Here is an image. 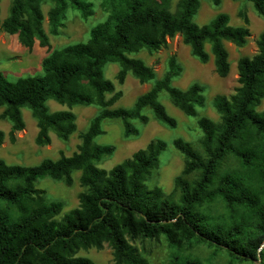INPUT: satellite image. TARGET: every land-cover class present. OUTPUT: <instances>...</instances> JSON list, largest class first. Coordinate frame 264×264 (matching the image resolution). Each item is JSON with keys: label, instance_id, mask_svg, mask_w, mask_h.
Wrapping results in <instances>:
<instances>
[{"label": "trees", "instance_id": "trees-1", "mask_svg": "<svg viewBox=\"0 0 264 264\" xmlns=\"http://www.w3.org/2000/svg\"><path fill=\"white\" fill-rule=\"evenodd\" d=\"M210 1L218 5L221 0ZM244 1L264 16V0ZM43 2L53 3L47 12L51 35L59 34L68 8L77 10L83 19L92 14L91 4L85 0H10L0 30L16 35L27 49L36 40L48 48L42 27ZM199 2L103 0L106 20L90 29L86 41L49 51L41 60L42 74L10 81L0 71L1 117L12 124V141L13 131L25 127L23 107L36 120L34 142L38 146L51 142L50 131L62 141L76 131L74 113L70 109L51 112L47 100L69 108L99 107L86 130L80 132V144L71 155L61 153L57 159L44 158L32 166L8 164L0 158V264H94L76 253L101 249L105 243L112 249L113 264H148L133 241L160 236L178 250L185 244L206 243L224 251L230 258L228 264L233 260L264 264V110H257L264 98V29L257 36L256 52L236 60L238 85L234 92L214 96L218 120L198 116L197 107L205 102L201 84L194 82L185 89L172 84L182 72L175 55L168 58L159 78L151 66L132 56L143 49L157 51L167 45L168 38L179 34L192 56L206 63L211 54L215 73L227 76L230 62L225 43L236 47L246 43L249 17L241 9L243 24L232 25L228 14L220 12L199 25L193 22ZM108 62L119 64L115 79L120 84L128 73L140 83H154L131 107H113L122 92L104 77ZM161 92L183 114L196 116L202 131L201 151L182 138L173 140L184 164L170 192L146 183L167 146L160 138L151 139L110 169L95 164L115 149L94 142L107 119L121 120L124 137L139 133L131 120L148 122V115L142 112L145 108L161 123L177 125L159 100ZM3 138L0 130V144ZM74 171H80L83 188L78 206L59 217L62 202H46L45 191L35 182L50 177L70 185ZM216 201L222 202L227 218L215 219L204 210ZM170 264L202 263L176 255Z\"/></svg>", "mask_w": 264, "mask_h": 264}, {"label": "rangeland", "instance_id": "rangeland-1", "mask_svg": "<svg viewBox=\"0 0 264 264\" xmlns=\"http://www.w3.org/2000/svg\"><path fill=\"white\" fill-rule=\"evenodd\" d=\"M91 4L92 14L86 19L80 13L68 8L63 19V27L59 29L58 35H51L48 32L47 12L52 7V2H43L41 10L43 13L42 27L48 37L49 47H41L38 40L34 42L31 49L22 46L16 35H10L0 30V71L10 81H15L19 77L42 74L41 60L52 49H58L66 45L86 41L89 37L90 29L108 17V12L103 6V0H85ZM10 0H0V21L7 15ZM244 9L249 17L250 35L246 43L241 47H236L232 43L226 42L225 46L229 53L230 71L227 76L219 77L213 66L212 55L206 63H201L191 55L188 45L182 41V37L176 34L167 39V45L157 51L149 52L145 49L133 53V57L141 58L147 65L155 71V78H159L166 69L167 60L171 55H175L182 67L181 74L174 78L172 84L181 89H185L190 84L197 82L204 87L205 102L201 107H197L198 116H207L213 120H218L219 115L213 107V98L216 94L229 95L234 92L237 82L236 60L241 55H253L256 50V39L259 32L264 29V16L258 15L250 3L244 0H221L218 5H214L210 0H200L199 8L193 17V22L202 25L211 20L216 14L224 12L229 16L232 25H242L239 11ZM205 48L209 51V46ZM119 64L108 62L104 65V77L110 79L115 89L122 92V96L113 107H131L135 98L145 92L154 83L150 80L140 83L130 73L127 74L123 83H118L115 79ZM109 96V95H108ZM159 100L165 106L169 115L177 121L175 127H170L156 120L151 111L145 108L142 112L148 115L147 123H141L136 119L131 123L139 130L135 136L124 137L121 120L107 119L102 123L103 133L94 138L98 144H110L115 147L112 154L103 157L95 162L98 167L110 169L115 164L128 158L136 150L154 138H160L167 144L159 157L158 168L147 180V186H159L165 192H170L174 185V178L183 168V156L174 148L172 142L175 138H182L192 146L201 151L200 138L202 131L196 123V116H187L176 108L165 92L159 94ZM49 111L70 109L75 115L76 131L68 140L62 141L50 131L51 142L45 146H38L34 142L37 132L36 120L32 117L28 108H21L25 127L20 131H13L14 140L10 139L12 124L8 119L1 117L3 107H0V130L4 133L3 142L0 144V158L8 164L36 165L44 158L57 159L60 154L71 155L77 150L80 144V132L86 130L91 118L98 112L97 105H75L69 108L66 105L57 103L54 100L46 102ZM258 111L264 110V98L257 107ZM80 171L72 173L73 181L66 185L62 181H56L50 177H42L36 180L35 186L45 191L46 202L60 201L63 208L59 217L66 211L78 206V194L83 190L79 183ZM204 210L213 218L219 216L226 217V212L221 201H216L207 205ZM133 244L145 256L148 264H170L174 256L180 258H195L202 264H228L230 258L222 250H216L206 243L185 244L180 250L170 247L165 239L160 236L156 239H136ZM77 256L90 258L94 264H113L112 249L108 244H104L101 249L89 248L80 249ZM230 264H259L258 261H231Z\"/></svg>", "mask_w": 264, "mask_h": 264}]
</instances>
